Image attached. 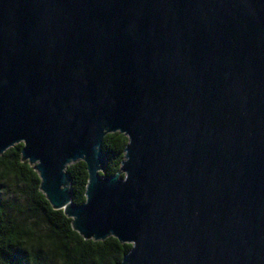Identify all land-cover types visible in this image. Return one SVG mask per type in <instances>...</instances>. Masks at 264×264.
<instances>
[{
    "label": "water",
    "instance_id": "95a60500",
    "mask_svg": "<svg viewBox=\"0 0 264 264\" xmlns=\"http://www.w3.org/2000/svg\"><path fill=\"white\" fill-rule=\"evenodd\" d=\"M18 144L120 264H264V0H0V156Z\"/></svg>",
    "mask_w": 264,
    "mask_h": 264
},
{
    "label": "trees",
    "instance_id": "16d2710c",
    "mask_svg": "<svg viewBox=\"0 0 264 264\" xmlns=\"http://www.w3.org/2000/svg\"><path fill=\"white\" fill-rule=\"evenodd\" d=\"M126 145L127 138L119 133L103 138L105 177L118 173ZM22 147L18 144L0 156V264H120L131 246L112 237L84 240L74 232L71 220L54 211L40 192L34 167L21 160ZM66 173L71 202L82 205L86 166L77 162Z\"/></svg>",
    "mask_w": 264,
    "mask_h": 264
}]
</instances>
